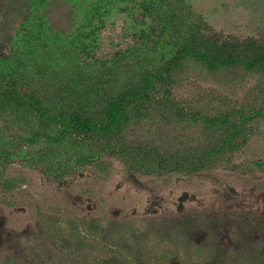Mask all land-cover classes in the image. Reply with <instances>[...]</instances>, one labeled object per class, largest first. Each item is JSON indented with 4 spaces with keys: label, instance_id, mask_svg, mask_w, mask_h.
<instances>
[{
    "label": "trees",
    "instance_id": "16d2710c",
    "mask_svg": "<svg viewBox=\"0 0 264 264\" xmlns=\"http://www.w3.org/2000/svg\"><path fill=\"white\" fill-rule=\"evenodd\" d=\"M136 1L73 0L69 33L44 15L50 0L28 1L11 50L0 55V165L23 159L60 179L71 166L115 157L150 177L213 172L248 149L252 127L264 121V33L224 37L185 0H142L158 33L109 59L90 56L113 3L128 14ZM202 78L232 91L248 85L250 98L233 102L204 88L177 94ZM242 167L261 173L264 153Z\"/></svg>",
    "mask_w": 264,
    "mask_h": 264
},
{
    "label": "rangeland",
    "instance_id": "374dc122",
    "mask_svg": "<svg viewBox=\"0 0 264 264\" xmlns=\"http://www.w3.org/2000/svg\"><path fill=\"white\" fill-rule=\"evenodd\" d=\"M28 1L0 0L1 56L11 50ZM71 1L50 0L44 11L56 31L76 26ZM141 1L129 3L128 14L113 3L90 56L109 59L158 33ZM185 2L224 37L264 33V0ZM188 85L177 94L204 88L233 102L250 98L248 85L232 91L205 78ZM249 138L233 165L213 172L140 177L102 157L58 179L23 159L0 165V264H264V171L239 169L264 153V121Z\"/></svg>",
    "mask_w": 264,
    "mask_h": 264
}]
</instances>
